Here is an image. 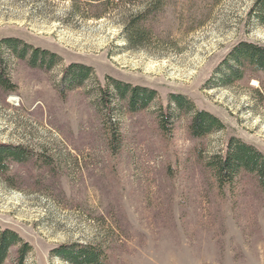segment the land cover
I'll return each instance as SVG.
<instances>
[{"label": "rangeland", "instance_id": "rangeland-1", "mask_svg": "<svg viewBox=\"0 0 264 264\" xmlns=\"http://www.w3.org/2000/svg\"><path fill=\"white\" fill-rule=\"evenodd\" d=\"M89 2L0 0V40L61 58L52 70L9 58V86L0 85V143L33 155L10 164L14 186L0 175V229L31 246L23 264H71L55 250L77 243L103 245L107 264H264L263 189L244 172L219 183L208 165L230 138L264 154V73L208 85L237 43L264 46V25L248 18L255 0ZM147 3L159 7L149 38L131 48L123 22ZM73 63L90 66L96 80L61 92ZM108 78L157 96L134 112L115 98L109 123L97 100ZM172 93L223 128L191 137L184 114L163 131L158 107ZM18 248L3 264H16Z\"/></svg>", "mask_w": 264, "mask_h": 264}, {"label": "trees", "instance_id": "trees-1", "mask_svg": "<svg viewBox=\"0 0 264 264\" xmlns=\"http://www.w3.org/2000/svg\"><path fill=\"white\" fill-rule=\"evenodd\" d=\"M89 4L106 6L109 0H89ZM159 2L160 0H154ZM159 9L158 3H147L142 10L128 16L123 22L124 41L131 48L140 47L149 38L148 21L153 10ZM153 11V12H152ZM249 22L264 25V0H255L248 13ZM101 17V16H99ZM9 58L26 60L31 67L52 70L61 62V58L46 50L34 48L18 38L0 40V85L9 86L6 76V66ZM264 73V46L257 43L241 41L234 46L228 57L215 71V82L208 85L229 86L242 80L246 74L256 75ZM93 77L92 68L83 64H70L63 73L59 85L61 92L81 87L89 78ZM94 78V77H93ZM96 80V78H94ZM157 96L153 89L131 86L119 80L107 79V87L99 85L97 100L106 121L111 123L114 111L113 100L125 102L124 107L130 112L142 111L152 104ZM116 98V99H115ZM117 104V103H115ZM160 128L169 131L172 123L179 116L191 115L188 130L191 137L203 138L223 128L221 121L213 114L198 110L184 95L172 93L168 96L166 106L160 105L157 112ZM112 135L117 140V131ZM112 136V138H113ZM33 159L29 150L21 145L0 143V175H3L10 186L13 185V176L7 175L9 166L13 163H27ZM208 165L217 182L232 183L241 173L253 175L264 191V154L252 145L238 139L230 138L222 149V153L209 158ZM18 245L16 264H23L24 258L31 250V246L23 242L19 235L9 229H0V264H3L9 249ZM55 253L64 261L71 264H107L108 257L101 244H72L62 245Z\"/></svg>", "mask_w": 264, "mask_h": 264}]
</instances>
